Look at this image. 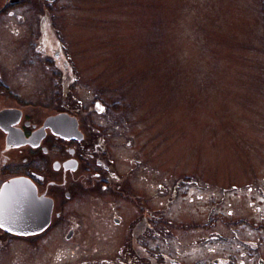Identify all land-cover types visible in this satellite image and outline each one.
<instances>
[{
    "label": "rangeland",
    "instance_id": "374dc122",
    "mask_svg": "<svg viewBox=\"0 0 264 264\" xmlns=\"http://www.w3.org/2000/svg\"><path fill=\"white\" fill-rule=\"evenodd\" d=\"M53 2L44 50L60 52L42 68L46 96L70 78L75 101L108 130L115 167L140 163L135 189L185 182L171 200L173 242L195 238L180 228L192 219L204 258L264 261V0ZM83 194L68 207L78 227L61 240L66 263L100 262L115 247L90 227Z\"/></svg>",
    "mask_w": 264,
    "mask_h": 264
},
{
    "label": "flooded vegetation",
    "instance_id": "af4514ba",
    "mask_svg": "<svg viewBox=\"0 0 264 264\" xmlns=\"http://www.w3.org/2000/svg\"><path fill=\"white\" fill-rule=\"evenodd\" d=\"M54 3L0 0V264H77L62 261L60 244L76 237L78 221L68 207L85 192L90 227L115 242L89 264H252L250 258H204L203 227L192 219L180 228L195 238L173 242L171 200L185 182L166 178L157 188L151 178L147 191L135 189L140 163L126 171L115 167L108 130L75 101L70 78L62 75L46 96L42 68L60 52L44 50L47 32H54ZM158 190L164 199L157 205Z\"/></svg>",
    "mask_w": 264,
    "mask_h": 264
},
{
    "label": "water",
    "instance_id": "95a60500",
    "mask_svg": "<svg viewBox=\"0 0 264 264\" xmlns=\"http://www.w3.org/2000/svg\"><path fill=\"white\" fill-rule=\"evenodd\" d=\"M47 1H49V2H53L54 0H47ZM62 116H65L66 117V115H64V114H62ZM45 217H46V215H45ZM263 264V263H262Z\"/></svg>",
    "mask_w": 264,
    "mask_h": 264
}]
</instances>
